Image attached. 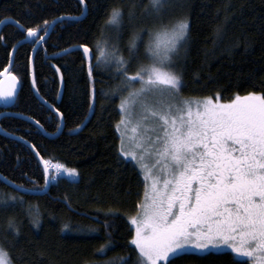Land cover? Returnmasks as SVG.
Returning a JSON list of instances; mask_svg holds the SVG:
<instances>
[{
    "label": "trees",
    "instance_id": "trees-1",
    "mask_svg": "<svg viewBox=\"0 0 264 264\" xmlns=\"http://www.w3.org/2000/svg\"><path fill=\"white\" fill-rule=\"evenodd\" d=\"M86 2L84 18L57 23L33 60L36 89L41 98L63 113L62 132L48 138L29 120L0 118L3 131L23 137L36 145L45 159L63 163L79 173L78 182L60 178L42 194H24L0 180V248L8 253L11 264H90L105 260L122 264L119 258L129 256L133 264L135 261V253L126 245L130 236L125 216L135 215L144 186L133 162L125 161L117 152L120 141L114 124L120 119L117 106L122 97L111 93L120 85V79L115 75V66H107L103 59L90 78L83 53L76 47L87 43L93 50L95 66L100 49L110 47L111 42L105 43L112 33V29L105 27L108 16L114 8L122 9L125 27L118 47L127 58L129 39L140 28L154 23V9L150 0ZM82 7L78 0H0V20L19 21L25 28L42 26L43 20L80 16ZM129 12L135 13L131 20ZM183 18L188 19L190 26L179 59L184 97H214L219 93L222 101L227 102L236 94L264 92V0H175L163 12L165 23ZM22 35L23 30L14 24L2 26L0 72L8 66L11 51ZM141 36L147 39L143 33ZM33 47L27 42L16 49L10 72L17 77L20 89L16 103L9 108L0 104V113L8 111L39 120L45 132L52 134L60 120L33 91L29 65ZM69 48L75 49L59 55ZM140 59L147 62L142 45ZM136 63L132 62L133 72ZM53 65L63 77L60 100ZM93 89L94 111L89 107ZM0 175L28 190H41L44 184L42 166L29 147L2 134ZM109 209L118 210L121 215L105 217ZM36 214L39 225L32 223ZM65 224L68 229L63 228ZM77 227L98 231L77 232ZM108 233L112 244L101 252L108 242ZM178 264H233V260L228 252H214L188 254L179 258Z\"/></svg>",
    "mask_w": 264,
    "mask_h": 264
},
{
    "label": "snow or ice",
    "instance_id": "snow-or-ice-1",
    "mask_svg": "<svg viewBox=\"0 0 264 264\" xmlns=\"http://www.w3.org/2000/svg\"><path fill=\"white\" fill-rule=\"evenodd\" d=\"M174 2L150 0L154 23L132 35L127 58L120 54L118 47L125 27L122 9L114 8L108 16L105 27L112 29V33L105 38V43L111 42L110 47L100 49L95 66L92 48L87 43L78 46L90 78L103 59L107 66H115V75L120 79V85L111 93L122 97L117 106L120 119L114 124L120 141L117 152L125 161L133 162L144 186L135 215L125 216L130 236L126 245L135 253L134 264H178V259L188 254L208 255L225 250L231 254L233 264L249 261L264 264V92L236 94L228 102H222L219 93L214 97H184L179 59L190 26L187 18L165 23L163 12ZM78 3L83 7L77 17L60 16L52 21L43 20L42 26L27 28L15 21L17 28L24 32L17 45L29 42L42 47L57 23L78 21L85 15L86 0ZM134 16V12H129L130 20ZM141 33L146 35V40ZM99 45L97 41L98 48ZM141 45L146 63L140 59ZM64 51L67 53L68 49ZM133 61L137 62L134 72ZM3 74L8 75L13 86L0 89V104L14 105L18 79L8 68ZM136 83L140 87L131 90ZM32 86L36 87L34 69ZM36 92L39 94L38 89ZM41 99L63 119L58 108ZM90 100L89 107L94 111V89ZM32 123L40 131H46L39 120ZM61 127L57 123L52 135L59 133ZM16 139L24 140L23 137ZM24 143L43 166L41 190L64 177L72 183L78 182L77 169L45 159L36 145L26 140ZM32 183L35 185V181ZM104 215L117 217L121 213L109 209ZM32 223L39 225L38 214L33 216ZM10 226L15 227L11 222ZM108 227L106 221L105 228ZM63 228L68 229L69 225ZM74 230L98 231L86 227ZM108 236V242L99 251L112 244L111 234ZM119 259L122 264H133L131 256ZM0 264H11L8 253L0 252Z\"/></svg>",
    "mask_w": 264,
    "mask_h": 264
},
{
    "label": "water",
    "instance_id": "water-1",
    "mask_svg": "<svg viewBox=\"0 0 264 264\" xmlns=\"http://www.w3.org/2000/svg\"><path fill=\"white\" fill-rule=\"evenodd\" d=\"M86 12H87V9L85 10V15H86ZM85 15H84V16H85ZM84 16H81L79 20L83 19ZM65 17H66V16H65ZM75 17H77V16H75ZM4 24H14V25H16L15 22H14L13 20H4V23L0 24V30H1V28H2V26H3ZM48 36H49V35H48ZM48 36H47V37H48ZM47 37H46V38H47ZM24 43H27V42H24ZM19 46H20V45H16L14 48L17 49ZM39 46H40V45H34L33 48H35V51H33V49H32L31 56H30V63H29V65H30V78H31V85H32L33 60H34V55H35V52L37 51V49L39 48ZM14 48H13V49H14ZM13 49H12L11 54H10V61H9V64H8V66L6 67V68L9 69V72L11 71L12 64H13L14 53H15V51H16V50L14 51ZM72 49H75V48H69V49H68V52L71 51ZM76 49H79V47L77 46ZM79 50L82 52V49H79ZM82 53H83V52H82ZM62 54H65V51L61 52L59 55H62ZM84 58H85V57H84ZM85 61H86V60H85ZM53 67H54V69H55V71H56V73H57V75H58V80H59V93H58V100H60V99H61V96H62V93H63V88H64L63 77H62V74H61L60 70L57 71V69H58L57 66L53 65ZM3 72H4V70H3L2 72H0V89L7 90V89H9V88H11V87L13 86V83H12V81L9 79L8 75L3 74ZM10 73H11V72H10ZM11 74H12V73H11ZM12 75H13V74H12ZM61 78H62V79H61ZM15 88H16V99H17V95H18V93H19V89H20L19 81H18V83L15 84ZM32 88H33V86H32ZM33 91H34L35 95L37 96V98L42 102V99H41L40 95L37 94V92H36V87L33 88ZM43 100H44V99H43ZM42 103H43V102H42ZM48 104H49V103H48ZM1 105L4 106V107H7V108L13 106V105L5 106V105H3V104H1ZM44 105L48 107L47 104H44ZM50 110H51V109H50ZM51 111H52V110H51ZM53 113H54V112H53ZM2 114H4V115H0V118L5 117V116H15V117H19V118H23V119H25L24 116H21V115L16 114V113H11V112H8V111L2 112ZM54 114H55V113H54ZM55 115H56V114H55ZM58 118H59V117H58ZM25 120H29V121L32 122V119H25ZM59 120H60V124H61V126H62V127H61V131H60L59 133H57L56 135H52L51 133H47V132H45V131H43V132L41 131V132H42L46 137H48V138H54V137L58 136V135L62 132V130H63V126H64V121H63V119L61 120V119L59 118ZM39 130H40V129H39ZM5 133H7V132L3 131V130L0 128V134L5 135V136H8V137H12V138L16 139L15 136H13V135H6ZM18 140H19V139H18ZM21 141L24 142V140H21ZM26 145H27V144H26ZM27 146H28V145H27ZM37 159H38V158H37ZM40 165H41V164H40ZM41 166H42V165H41ZM42 167H43V166H42ZM0 180H1L4 184H6L7 186L11 187L12 189H14V190H16V191H18V192L24 193V194H42V193H45V192L49 189V186H48L47 188H44V189H42V190H38V191L28 190V189H25V188H22V187L17 188V187H14V186H18V185L14 184V183H12V182H10V181H8L6 178H4V177L1 176V175H0Z\"/></svg>",
    "mask_w": 264,
    "mask_h": 264
},
{
    "label": "rangeland",
    "instance_id": "rangeland-1",
    "mask_svg": "<svg viewBox=\"0 0 264 264\" xmlns=\"http://www.w3.org/2000/svg\"><path fill=\"white\" fill-rule=\"evenodd\" d=\"M140 87V84L139 83H136L134 86H133V89L131 90H135V89H138ZM115 90V89H114ZM124 96L127 95V93H124L123 94ZM223 102V101H222ZM228 102V101H227ZM120 103V102H119ZM119 121V120H118ZM127 146V145H126ZM128 161H131V160H128ZM132 162V161H131ZM225 252H227V250H225ZM245 260H247V258H244ZM249 264H252V262H248ZM90 264H113L112 262L110 261H101V262H98V263H90Z\"/></svg>",
    "mask_w": 264,
    "mask_h": 264
},
{
    "label": "clouds",
    "instance_id": "clouds-1",
    "mask_svg": "<svg viewBox=\"0 0 264 264\" xmlns=\"http://www.w3.org/2000/svg\"><path fill=\"white\" fill-rule=\"evenodd\" d=\"M161 2H162V0H161ZM0 252L7 253L3 248H0Z\"/></svg>",
    "mask_w": 264,
    "mask_h": 264
}]
</instances>
